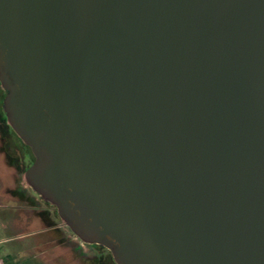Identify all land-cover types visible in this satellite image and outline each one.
<instances>
[{"label": "water", "instance_id": "obj_1", "mask_svg": "<svg viewBox=\"0 0 264 264\" xmlns=\"http://www.w3.org/2000/svg\"><path fill=\"white\" fill-rule=\"evenodd\" d=\"M26 184L115 264H264V0H0Z\"/></svg>", "mask_w": 264, "mask_h": 264}, {"label": "rangeland", "instance_id": "obj_2", "mask_svg": "<svg viewBox=\"0 0 264 264\" xmlns=\"http://www.w3.org/2000/svg\"><path fill=\"white\" fill-rule=\"evenodd\" d=\"M24 152L25 169L32 159L29 150L25 147ZM7 170L4 181H8L0 184L1 203L9 205L29 204L27 196L28 194L34 195L32 193L34 191L26 184L22 175L25 195L23 194L18 198L14 195L11 196L10 193L14 194L16 192L9 187L14 171L9 167ZM5 184H7L9 190V193L6 191V194L3 189ZM34 193L38 196L36 192ZM35 198L38 199L36 196ZM39 198V204L46 203L40 196ZM21 209L23 208H19V210ZM43 209L49 210L53 214L54 208H39V211L34 209V214L41 215L40 212ZM15 210V208H0V264H95L90 260L92 256L91 247L82 242L59 218L58 214L55 217L52 215L54 220L46 223L40 218L42 215L38 216L39 220L34 218V227L32 226L30 229L33 231L32 238L38 240L39 245L37 250L33 249L32 246H36L35 240L18 236L20 229L24 228L21 224L12 222L11 217L14 216ZM46 215L48 216V214ZM85 254L89 255L84 256Z\"/></svg>", "mask_w": 264, "mask_h": 264}, {"label": "flooded vegetation", "instance_id": "obj_3", "mask_svg": "<svg viewBox=\"0 0 264 264\" xmlns=\"http://www.w3.org/2000/svg\"><path fill=\"white\" fill-rule=\"evenodd\" d=\"M6 90L1 86L0 83V184H4L7 181H4L5 175L8 172L7 168H11L12 171H14V176H12V180H10V188L14 189L16 192L14 195L17 198L21 197L23 194L25 195L24 186L22 183V175H24L25 169L33 162L34 157L30 150V148L23 143V141L17 136V134L14 132V130L9 126L7 122L6 113L3 109V99L5 97ZM28 148H27V147ZM24 147L29 150L30 156H31V162L30 164L24 169ZM10 173V172H9ZM9 177V174H8ZM4 192L6 194V191L9 193V190L7 188V184L4 186ZM35 192V191H34ZM32 192V194H28L27 198L29 199V204H26V206H32L29 209H37L39 211V208H54L53 214L49 212V210L43 209L40 213L42 217H40L43 222H51L53 221L52 215L55 217L57 214L56 208L49 204V203H43L39 204V195H35V193ZM38 197V199L35 198ZM35 202V203H33ZM8 206L12 207H18V204H7V203H1L0 201V208H8ZM33 209V211H34ZM47 211V212H46ZM48 214V216L46 214ZM36 215L38 216H41ZM49 217V218H48ZM60 218V217H59ZM39 219V217H38ZM48 224V223H47ZM83 242V241H82ZM85 243V242H84ZM92 251V256L90 260H92L95 264H115L111 253L106 248L99 246V245H93L86 243ZM89 255L85 254L84 256Z\"/></svg>", "mask_w": 264, "mask_h": 264}, {"label": "crops", "instance_id": "obj_4", "mask_svg": "<svg viewBox=\"0 0 264 264\" xmlns=\"http://www.w3.org/2000/svg\"><path fill=\"white\" fill-rule=\"evenodd\" d=\"M32 206H26V205H18V207H12V206H8V208H15V214L14 216H12V222L15 224H21L23 226L24 229H20L19 231V235L18 236H23V237H26V238H32L33 236V231L32 229V226L34 227V218H38L35 214H34V211L33 209H29L31 208ZM19 208H23L21 210H19ZM26 208V209H24ZM12 213V212H10ZM36 216V217H35ZM39 220V219H37ZM24 230V231H23ZM21 233V234H20ZM32 240H35L32 238ZM33 242V241H32ZM35 245L36 246H32V248L34 249H38V245H39V242L38 240H35Z\"/></svg>", "mask_w": 264, "mask_h": 264}, {"label": "trees", "instance_id": "obj_5", "mask_svg": "<svg viewBox=\"0 0 264 264\" xmlns=\"http://www.w3.org/2000/svg\"><path fill=\"white\" fill-rule=\"evenodd\" d=\"M27 147V146H26ZM28 148V147H27Z\"/></svg>", "mask_w": 264, "mask_h": 264}]
</instances>
